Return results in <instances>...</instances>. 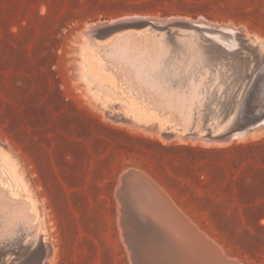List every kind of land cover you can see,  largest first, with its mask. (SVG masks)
Here are the masks:
<instances>
[{
    "label": "rangeland",
    "instance_id": "obj_1",
    "mask_svg": "<svg viewBox=\"0 0 264 264\" xmlns=\"http://www.w3.org/2000/svg\"><path fill=\"white\" fill-rule=\"evenodd\" d=\"M149 16L180 19L162 24ZM179 16L230 22L240 36L235 50H244L245 33L264 38V0H0V142L19 161L37 203L33 211L40 209V239L54 252L49 264H135L137 254L140 264L159 263V255L137 249L151 239L135 235L140 216L122 190L131 170L156 183L176 204L175 216L227 256L264 264V125L221 144L186 141L173 131L161 138L100 111L77 79V39L89 25L118 23L99 32L93 26L102 43L142 23L174 35L180 21L190 22ZM261 75L247 85L244 114L264 112ZM154 225L187 254L171 232ZM4 255L19 261L13 250Z\"/></svg>",
    "mask_w": 264,
    "mask_h": 264
},
{
    "label": "bare ground",
    "instance_id": "obj_2",
    "mask_svg": "<svg viewBox=\"0 0 264 264\" xmlns=\"http://www.w3.org/2000/svg\"><path fill=\"white\" fill-rule=\"evenodd\" d=\"M148 18L162 24L168 19H180L178 16ZM185 19L198 23V27L183 25L174 35H168L166 30L155 31L152 26H144L142 19H137L133 21L142 23L144 28L111 32L102 43H97V38L91 34L94 25H89L85 35L77 39L79 55L75 64L80 74L77 79L100 111L121 122L154 129L163 136L161 138L169 137L173 131L186 141L200 138L221 144L243 140L254 129H239L222 139L206 132L221 134L240 122L245 112L247 85L260 70L263 82L260 102L264 105V38L245 33L247 40H241L244 50L228 51L225 47L231 48L240 42L237 41L240 38L238 27L230 22L217 24L205 18ZM243 28L242 31L246 30ZM257 119L263 122L260 126L264 125V112ZM6 145L0 142V264H14L12 259L5 257L9 250L18 255L19 261L15 264H23L24 257L36 255L37 251H41V256L32 259L31 264H49L54 252L52 243L45 237L40 239L45 236L40 209L37 208L39 215L33 211L37 203L29 192L19 161L6 150ZM140 171L122 173L123 193L141 218L152 220L159 228L171 232L188 250L183 255L163 234L152 229L143 232L137 227L135 235L143 237L145 233L149 235L145 237L151 239L137 246L140 253L145 252V257L159 255L158 264H243L227 256L211 239L195 233L188 218L184 217L190 225L176 217L175 203L171 206L156 183ZM40 243H43V251ZM4 253L5 258L2 257ZM137 256L135 264H140Z\"/></svg>",
    "mask_w": 264,
    "mask_h": 264
},
{
    "label": "water",
    "instance_id": "obj_3",
    "mask_svg": "<svg viewBox=\"0 0 264 264\" xmlns=\"http://www.w3.org/2000/svg\"><path fill=\"white\" fill-rule=\"evenodd\" d=\"M182 23V25H191V26H196L198 27V23L194 22V21H190V22H186V21H180ZM168 24V23H166ZM118 25L117 22H101L100 24H96L94 27V31L95 32H99V31H102V30H108V29H111V28H115L116 26ZM218 31V30H217ZM222 32H225L223 30H220ZM220 43V42H219ZM238 46V43L231 47V48H227L229 51H232V50H235V48ZM264 106V105H263ZM260 110V109H259ZM258 116H256L255 114H244V112H242V115L240 116V119H239V123L238 124H235L234 126L226 129L223 133L221 134H215V133H212L210 130H207L206 134L207 135H210V136H214L216 138H224L225 136H229V135H232L234 132L238 131L239 129H247V131H251L253 129H256L258 126H260L261 124H263V122H261L262 120H256ZM138 216V215H137ZM135 224L136 226L141 229L142 231L143 230H157V232H160L158 230V228L156 227V225H154V223H152L151 221H149V219H143V218H135ZM160 234H162L160 232ZM164 235V234H163ZM165 236V235H164ZM166 237V236H165ZM166 239L168 241H170V238L166 237ZM172 242V241H170Z\"/></svg>",
    "mask_w": 264,
    "mask_h": 264
}]
</instances>
